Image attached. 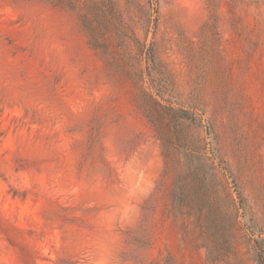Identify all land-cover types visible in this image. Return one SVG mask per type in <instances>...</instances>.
Returning <instances> with one entry per match:
<instances>
[{"label":"rangeland","instance_id":"rangeland-1","mask_svg":"<svg viewBox=\"0 0 264 264\" xmlns=\"http://www.w3.org/2000/svg\"><path fill=\"white\" fill-rule=\"evenodd\" d=\"M113 1L152 81L129 38L89 46L79 0H0V264L264 261V0ZM142 92L195 113L210 215L172 204Z\"/></svg>","mask_w":264,"mask_h":264},{"label":"trees","instance_id":"trees-1","mask_svg":"<svg viewBox=\"0 0 264 264\" xmlns=\"http://www.w3.org/2000/svg\"><path fill=\"white\" fill-rule=\"evenodd\" d=\"M152 1L149 4L153 12L156 10V0L155 4ZM74 8L79 11L81 26L93 50L104 56L106 51L103 43L107 36H114L117 44L122 43L121 39L129 38L142 53L147 65L144 74L152 81L153 75L149 69V64H154L151 44L140 48L139 42L127 35L128 28L113 0H79ZM155 74L162 76L161 72ZM140 98L145 116L163 145L166 165H171L173 169L170 193L172 204L186 214L201 217L204 214L205 217L210 215L216 198L214 153L211 152L212 158L208 157L206 152L199 151L184 134V129L188 126L200 124L197 123L195 113L166 104L162 93L142 92ZM256 263L264 264V261L258 259Z\"/></svg>","mask_w":264,"mask_h":264}]
</instances>
